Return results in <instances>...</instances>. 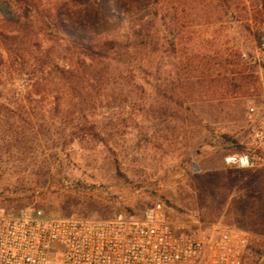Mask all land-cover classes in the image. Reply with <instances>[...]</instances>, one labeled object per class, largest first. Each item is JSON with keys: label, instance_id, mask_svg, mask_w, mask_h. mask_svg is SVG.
I'll return each instance as SVG.
<instances>
[{"label": "rangeland", "instance_id": "1", "mask_svg": "<svg viewBox=\"0 0 264 264\" xmlns=\"http://www.w3.org/2000/svg\"><path fill=\"white\" fill-rule=\"evenodd\" d=\"M31 1L26 15L4 0L21 22L0 14V214L109 218L162 202L177 219L249 231L243 264H254L264 251V49L218 0H157L154 52L109 46L92 58L69 26L125 46L128 23L96 2ZM244 152L258 165L228 162Z\"/></svg>", "mask_w": 264, "mask_h": 264}, {"label": "built area", "instance_id": "2", "mask_svg": "<svg viewBox=\"0 0 264 264\" xmlns=\"http://www.w3.org/2000/svg\"><path fill=\"white\" fill-rule=\"evenodd\" d=\"M227 160L258 165L249 152ZM250 242L245 229L210 226L197 213L177 219L162 202L109 218L0 214V264H243Z\"/></svg>", "mask_w": 264, "mask_h": 264}, {"label": "trees", "instance_id": "3", "mask_svg": "<svg viewBox=\"0 0 264 264\" xmlns=\"http://www.w3.org/2000/svg\"><path fill=\"white\" fill-rule=\"evenodd\" d=\"M20 8L24 14L28 15V5L32 4L31 0H19ZM78 4H87L96 2L106 18L115 19L119 26L128 23L129 30L124 33L125 46L119 45L115 41H106L103 44L96 41L87 34L74 31L67 28V36L70 40L87 54L88 57L96 58L100 55L98 49L104 50L109 46L116 49L120 54L126 49L127 53L136 51L138 48H145L154 52L158 46V17L159 5L157 0H75ZM34 3V2H33ZM219 10L223 12L225 18H231L246 28L250 33L256 46L264 49V0H218ZM126 9L127 15L117 14L118 10ZM22 13V12H21ZM13 11L4 0H0V14L2 17L11 22H21L22 14ZM119 46V47H118ZM242 56V54H240ZM242 80L244 77L242 76ZM83 137L97 140L98 129L95 126L83 125L80 128ZM258 258L264 255V251H257Z\"/></svg>", "mask_w": 264, "mask_h": 264}, {"label": "crops", "instance_id": "4", "mask_svg": "<svg viewBox=\"0 0 264 264\" xmlns=\"http://www.w3.org/2000/svg\"><path fill=\"white\" fill-rule=\"evenodd\" d=\"M256 264H264V255L261 258H259Z\"/></svg>", "mask_w": 264, "mask_h": 264}]
</instances>
